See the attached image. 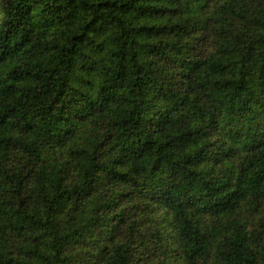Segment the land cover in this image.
<instances>
[{
    "label": "trees",
    "instance_id": "16d2710c",
    "mask_svg": "<svg viewBox=\"0 0 264 264\" xmlns=\"http://www.w3.org/2000/svg\"><path fill=\"white\" fill-rule=\"evenodd\" d=\"M0 264H264V0H0Z\"/></svg>",
    "mask_w": 264,
    "mask_h": 264
}]
</instances>
